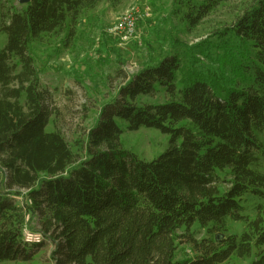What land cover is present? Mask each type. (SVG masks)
Segmentation results:
<instances>
[{
    "label": "trees",
    "instance_id": "obj_1",
    "mask_svg": "<svg viewBox=\"0 0 264 264\" xmlns=\"http://www.w3.org/2000/svg\"><path fill=\"white\" fill-rule=\"evenodd\" d=\"M101 1L30 0L0 14V264L31 261L44 240L52 264H264V0L218 33L236 47L223 46L217 75L194 73L177 89L180 59L170 53L128 79L100 108L75 162L62 136L48 131L51 96L28 47L45 35L72 37ZM230 1L178 0L171 14L195 28ZM160 90L167 101L138 102ZM139 129L167 136L166 150L143 161L123 149V132ZM221 174L229 177L224 190ZM15 189L27 191L44 240L25 242ZM249 199L260 201L253 218L244 214ZM229 221L244 231L227 234ZM194 226L205 237L196 240ZM183 241L190 254L177 258Z\"/></svg>",
    "mask_w": 264,
    "mask_h": 264
},
{
    "label": "rangeland",
    "instance_id": "obj_2",
    "mask_svg": "<svg viewBox=\"0 0 264 264\" xmlns=\"http://www.w3.org/2000/svg\"><path fill=\"white\" fill-rule=\"evenodd\" d=\"M178 0H103L97 7L81 15L72 37L65 32L45 35L28 47L38 72L40 87L51 96V117L48 131L58 132L75 162L84 158V144L88 131L95 125L99 110L112 101L117 90L134 74L147 66L155 65L170 53L180 59L177 89L189 85L193 74L203 77L217 75L215 58L222 54L223 46L235 49L236 44L221 32L229 28L235 18L252 0H233L219 5L195 28H190L180 17L171 14ZM24 5L17 0H0V14L5 18ZM122 32L132 29V35L121 39ZM3 38L0 36V48ZM209 54V58L202 53ZM196 58V60H195ZM228 78L232 75L226 72ZM228 87V85H224ZM169 98L162 90L150 97L139 99L140 104H159ZM121 147L143 161L161 155L168 146V137L154 129L124 131ZM259 168V167H258ZM264 172V162L260 168ZM228 176L221 174V190L228 187ZM14 197L15 204L24 214L23 237L37 243L45 238L39 233V218L28 212L29 201L25 190ZM8 192V191H5ZM245 215L253 218L255 206L260 201L247 200ZM244 231L240 223H227V234L239 235ZM189 232L196 240L205 237L203 230L192 227ZM179 233H182L179 232ZM39 241V242H40ZM34 258L27 263L2 264H52V245L44 240ZM190 245H179L177 258L190 254ZM188 256V255H187ZM251 259L232 257L228 264H249Z\"/></svg>",
    "mask_w": 264,
    "mask_h": 264
},
{
    "label": "built area",
    "instance_id": "obj_3",
    "mask_svg": "<svg viewBox=\"0 0 264 264\" xmlns=\"http://www.w3.org/2000/svg\"><path fill=\"white\" fill-rule=\"evenodd\" d=\"M118 31L121 34V39L122 40H123V38H126L127 35H132V29H128L126 33L125 32H122L121 29H118ZM24 240H25V242L30 243L26 239H24ZM31 243H33V242H31Z\"/></svg>",
    "mask_w": 264,
    "mask_h": 264
},
{
    "label": "water",
    "instance_id": "obj_4",
    "mask_svg": "<svg viewBox=\"0 0 264 264\" xmlns=\"http://www.w3.org/2000/svg\"><path fill=\"white\" fill-rule=\"evenodd\" d=\"M18 3L25 5L30 2V0H17Z\"/></svg>",
    "mask_w": 264,
    "mask_h": 264
}]
</instances>
